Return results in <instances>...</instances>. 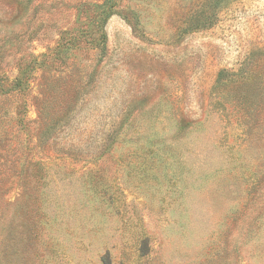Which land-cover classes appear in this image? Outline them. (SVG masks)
<instances>
[{
	"label": "rangeland",
	"instance_id": "374dc122",
	"mask_svg": "<svg viewBox=\"0 0 264 264\" xmlns=\"http://www.w3.org/2000/svg\"><path fill=\"white\" fill-rule=\"evenodd\" d=\"M107 257L264 264V0H0V264Z\"/></svg>",
	"mask_w": 264,
	"mask_h": 264
},
{
	"label": "trees",
	"instance_id": "16d2710c",
	"mask_svg": "<svg viewBox=\"0 0 264 264\" xmlns=\"http://www.w3.org/2000/svg\"><path fill=\"white\" fill-rule=\"evenodd\" d=\"M103 39H105V35H103ZM16 82H17L18 85L22 84V80L21 79H17ZM104 264H111V261H110L109 257L104 259Z\"/></svg>",
	"mask_w": 264,
	"mask_h": 264
}]
</instances>
